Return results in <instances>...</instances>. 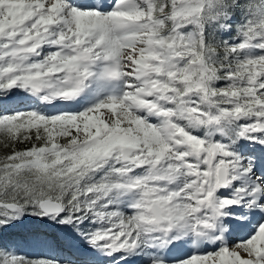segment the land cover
<instances>
[{
	"label": "snow or ice",
	"instance_id": "1",
	"mask_svg": "<svg viewBox=\"0 0 264 264\" xmlns=\"http://www.w3.org/2000/svg\"><path fill=\"white\" fill-rule=\"evenodd\" d=\"M0 264H264V0H0Z\"/></svg>",
	"mask_w": 264,
	"mask_h": 264
},
{
	"label": "rangeland",
	"instance_id": "2",
	"mask_svg": "<svg viewBox=\"0 0 264 264\" xmlns=\"http://www.w3.org/2000/svg\"><path fill=\"white\" fill-rule=\"evenodd\" d=\"M46 251L45 249L35 248V250H29L28 247L23 248L21 255H25L30 258H36L41 252Z\"/></svg>",
	"mask_w": 264,
	"mask_h": 264
},
{
	"label": "trees",
	"instance_id": "3",
	"mask_svg": "<svg viewBox=\"0 0 264 264\" xmlns=\"http://www.w3.org/2000/svg\"><path fill=\"white\" fill-rule=\"evenodd\" d=\"M28 248H29V250H32V251H33V250H35V248H34V247H28Z\"/></svg>",
	"mask_w": 264,
	"mask_h": 264
}]
</instances>
